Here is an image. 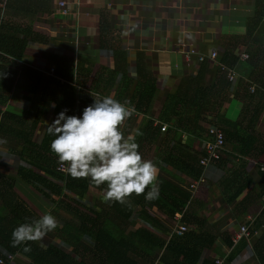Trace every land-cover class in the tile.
Here are the masks:
<instances>
[{"label":"crops","instance_id":"crops-1","mask_svg":"<svg viewBox=\"0 0 264 264\" xmlns=\"http://www.w3.org/2000/svg\"><path fill=\"white\" fill-rule=\"evenodd\" d=\"M7 1L0 0V23L27 26L41 38L28 42L22 57L15 59L31 70L18 69L0 101V116L5 111L15 118L41 116L33 130L34 141L40 143L46 124L67 110L57 97L59 86H69L62 87L67 98L73 92V108L66 114L77 116L93 97L111 95L131 110L119 127L124 134L135 130L142 158L152 159L158 166L157 178L163 185L167 182V194H159V202L181 206L170 214L151 200L132 204L129 223L123 226L116 223L125 212L119 219L113 211L115 237L130 241L135 230L145 229L167 244L174 224L190 226L167 248L152 244L145 253L130 251V257L137 264H214L217 258L221 264H264V95L255 92L249 97L244 90L251 74L264 75V8L258 17L255 0H66L67 12L62 13L57 0ZM1 32L0 49L15 56L21 33ZM189 47L195 52L188 53ZM211 50L235 73L233 79L208 59ZM34 71L45 75L37 83ZM256 80L252 82L258 86ZM6 85L4 76L0 87ZM255 108L261 109L255 113ZM215 113L238 121L254 140L242 138L228 123L231 132L226 134L224 157L200 167L195 175L205 129L216 122L222 125ZM198 115L203 119L190 120ZM185 123L190 129H203L199 132L204 137L186 132ZM161 124L167 127L161 130ZM22 146L19 138L0 132V173L13 179L17 198L39 217L51 213L58 227L83 221L80 214L51 204L17 175L23 158L16 150ZM200 174L205 180L193 189L189 183ZM104 190V184L90 182L82 196L100 218L112 211L113 201L103 199ZM121 208L117 205L115 210ZM244 222L250 234L234 242ZM58 227L35 242L71 249ZM79 241L81 253L86 249L84 254L91 258L94 238L84 232Z\"/></svg>","mask_w":264,"mask_h":264},{"label":"trees","instance_id":"trees-1","mask_svg":"<svg viewBox=\"0 0 264 264\" xmlns=\"http://www.w3.org/2000/svg\"><path fill=\"white\" fill-rule=\"evenodd\" d=\"M9 1L10 0H8L7 2ZM263 8L264 0H255V11L258 17H260L261 15L258 12H261ZM0 28V31L2 32L3 30L8 29L12 33H16V30H18L21 33L22 38L19 52L15 56L7 54L4 50L0 49V79H2L4 76L5 78H7V85L5 87H0V101H3L7 96V92L11 84L16 79L18 69H20L21 72H25L27 69L31 70V68L23 64L20 65L18 62H16L15 59H19L22 57L28 42L39 39L41 37H39V35H36L27 26L16 25L14 23L10 24L8 22H1ZM34 73L39 77V79L33 78V81L35 83H37L41 78L45 76L38 71H34ZM249 79L250 81H245L244 86V90L246 91V93L248 92L247 96L250 97L252 95H255V92H258L260 95H264V75L261 78V75L256 76V74H251ZM255 79H257L255 82H259L258 86L252 82ZM62 87L67 88L69 86H59L60 89L57 95V97L61 99V104H64L67 107V113L73 108L75 96L72 92L71 96L67 98L62 94ZM66 99L70 100L65 102ZM260 109L261 108H255L254 112L257 113ZM12 115L11 113L5 111L0 116V132L6 134L9 133L12 136L22 140L23 148L16 150V156L23 158V160L26 161L27 164H29L31 167H34L29 168V166H18L17 175H19L23 180H25L26 183L31 185L39 193L44 194V196L48 198L51 204H54L56 202L57 204L62 205L63 208L69 209L76 214H80L83 217V221H77L76 224H62L57 229L58 233L61 236L65 237V241H67V243L72 246L71 249L63 248L57 243H48L47 245L42 246V244L36 243L33 240H27L21 244L12 246L10 243L12 229L19 223L25 222L26 219L30 220L32 218H38L39 215L32 207L29 206L28 203L24 202V200L22 199L17 198V193L16 191H14L15 187L13 179H9L0 173V257H3L7 260L8 254H13V257L12 259H9L8 264H20L18 263V261H20L21 264H96L97 262L98 264H137L134 259L130 257V251L137 254H139L140 252L145 253L149 250L148 246L152 244H155L160 248L162 246H165V248H167L176 237L182 236L173 235L168 239L167 244L160 238L151 235L145 229L135 230L136 232L132 234V241H130L129 238L123 237L121 235L119 237H115L116 234L114 231H112V223H114V221L110 219V216H112V214L114 213L113 211H115L116 217L123 215L125 212L124 219L120 220V222L116 223V225H127L129 223L127 217L128 213L130 212V206L132 204H143L145 202L144 193L136 195H133L135 193L131 194L127 198L130 201V206L128 204H121L113 201L111 209L112 211L108 212V216L100 218L96 213H93L88 209V205H86L82 199V196L84 195L83 193L87 191L88 184L90 183L89 178H75L68 174L66 171L58 168V165L61 162L57 160L56 155L49 149V142L51 139H53V137L47 134L46 131L40 143L34 141L33 130L36 124L40 121L39 119L41 116L39 117V115H37L30 119H26L24 117L15 118V116ZM215 116L218 118V120L220 119L222 125H220L219 122H216L217 125L210 126H218L223 131L225 137L223 152L225 150V143L227 138L226 134L229 131L231 132V125L228 123H231L234 126V130L242 134V138L246 139L251 136V138H253L254 140L253 134L247 132L246 129V131H243V128L239 125L238 121H228L226 117L218 113H215ZM200 119H203V117L198 115L195 119L190 120H194V123H196ZM255 119L256 118L254 117V120ZM10 120L13 121L14 124L21 125V129H15L14 126L9 122ZM185 124L186 125H184L183 128L186 132L188 131L194 135L204 137V134L199 132H204L203 129L199 131L193 128L190 129L189 125H187V123ZM205 130V139H213V136L208 132V129L206 128ZM201 151L202 152L199 159L205 155V151ZM240 152L250 155L254 154L250 150H244V152ZM222 157L215 161L221 160ZM202 166L204 165L200 164L199 162V167L196 168L195 175H198V172H200ZM162 181V178H157V183L160 187L159 194H167L164 189L165 187H167V182L164 181L163 185ZM147 190L148 188L146 187L145 191ZM160 197L161 196H158L157 199L151 200L154 205H156L160 210L171 214L174 212V210L181 208L180 205H166L165 202H159ZM117 205H120L122 208L115 210ZM120 218L121 216L119 217V219ZM83 229L85 231H83ZM84 232L87 233L88 236L93 237L95 240L93 250L91 251V258H87L84 254V251L86 249H84L83 253H81L82 244L80 243L79 238L80 234ZM147 237L150 238L149 242ZM25 244L29 246L28 251L24 250ZM72 252L74 254H72Z\"/></svg>","mask_w":264,"mask_h":264},{"label":"clouds","instance_id":"clouds-1","mask_svg":"<svg viewBox=\"0 0 264 264\" xmlns=\"http://www.w3.org/2000/svg\"><path fill=\"white\" fill-rule=\"evenodd\" d=\"M130 114V108L113 96L97 95L79 116L62 109L45 127L53 137L49 149L59 162H66L68 174L87 177L94 185L104 184V200L129 206L127 198L133 193H144L145 200L159 196L157 164L142 158L135 130L124 134L119 127ZM19 163L28 167L23 160ZM58 226L59 221L49 212L26 219L12 229L10 243L16 246L27 240L38 241ZM24 250H29L27 244Z\"/></svg>","mask_w":264,"mask_h":264},{"label":"built area","instance_id":"built-area-1","mask_svg":"<svg viewBox=\"0 0 264 264\" xmlns=\"http://www.w3.org/2000/svg\"><path fill=\"white\" fill-rule=\"evenodd\" d=\"M57 8H59L60 12L65 13L67 12L66 8V0H57ZM186 51L189 52H195V50L192 47H189ZM188 53H186L188 55ZM216 50H211L208 59H210L214 64H217V66L220 68L221 71H224L226 76L229 79H233L235 76V73L227 68L226 65L222 64L219 60H217ZM247 56L246 53H242V57ZM204 55L200 54L199 58L204 59ZM55 71L54 66L50 67V72L53 74ZM166 124H161L160 129L164 130L166 128ZM208 132L213 136V139H204L203 140V150L205 151V155L202 156L199 159L200 164L206 165L209 162L215 161L219 158H221L224 154L223 152V146H224V133L218 126H208L207 127ZM66 163H60L58 165V168L65 171ZM264 168V167H262ZM205 180L204 176L202 174L199 175L198 178L192 180L189 183V186L193 189L196 188L198 185L202 184V182ZM264 198V193H263ZM248 220V219H247ZM190 230V226L185 223H176L173 225V227L168 231L167 233V240L172 237L173 235H183L185 232ZM250 234L248 224H245V222L240 225L239 231L233 236L232 240L236 242L241 236H248ZM13 254H8V259H4L3 257H0V264H8L9 259H12ZM214 264H221L220 259H215Z\"/></svg>","mask_w":264,"mask_h":264}]
</instances>
